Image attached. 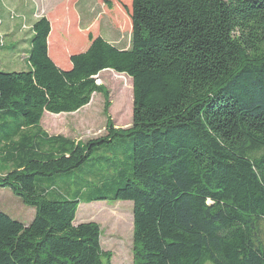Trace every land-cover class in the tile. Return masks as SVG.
Instances as JSON below:
<instances>
[{
  "label": "trees",
  "instance_id": "trees-1",
  "mask_svg": "<svg viewBox=\"0 0 264 264\" xmlns=\"http://www.w3.org/2000/svg\"><path fill=\"white\" fill-rule=\"evenodd\" d=\"M118 2L129 48L67 27L62 3L30 30L28 71L0 70V187L35 209L0 211V264H111L100 225L76 223L97 201L133 202V264H264V0ZM104 70L132 78L130 127L86 142L41 127L107 94ZM126 137L127 158L99 152ZM92 160L98 185L62 195L54 175Z\"/></svg>",
  "mask_w": 264,
  "mask_h": 264
},
{
  "label": "rangeland",
  "instance_id": "rangeland-1",
  "mask_svg": "<svg viewBox=\"0 0 264 264\" xmlns=\"http://www.w3.org/2000/svg\"><path fill=\"white\" fill-rule=\"evenodd\" d=\"M38 5L35 16L49 14L52 7L48 6V0H23ZM53 5L58 0H49ZM64 2L65 0H59ZM45 3V5H44ZM75 18L67 11V27L76 25L75 30L84 34L89 28L96 26L97 32L103 33L105 37L111 38L121 48H129L131 43V32L124 25L117 24L114 17V9L121 8L118 0H73ZM110 5H112L110 7ZM1 6V5H0ZM40 6V7H39ZM2 7L0 9V41L6 45L10 35H5V19L13 24L12 29L19 25V30L29 29L27 17L20 8ZM21 12V13H20ZM80 19L82 21H80ZM27 28V29H26ZM11 29V31H12ZM72 32V30L70 29ZM29 31H27V34ZM25 34V33H23ZM9 38H6L8 37ZM13 39V38H11ZM12 49H3L0 55V69L5 72L28 71L29 66L24 56L11 53ZM100 85L107 90V94L95 93L91 102L73 113L51 114L45 113L41 127L51 135H62L64 137L86 142L107 134L106 125L108 119L117 128H128L133 122L132 78L123 73L113 70H104L96 77ZM108 158L128 157L132 152V141L130 137L116 139L111 151L100 150ZM97 152L94 157H97ZM0 167H5L0 158ZM102 164L98 161L85 163L80 169L54 175V184L62 195L70 198L84 199L100 180ZM117 209L127 212L131 218L134 212L132 201H97L93 203L82 202L77 212L78 223L93 221L100 225L102 235L101 244L104 251L112 254L111 264H133V224L117 226V220L111 219L113 215L109 212ZM0 211L10 215L13 219L23 223H30L35 216V209L25 205L10 188L0 187ZM131 220V219H130ZM131 223V222H130Z\"/></svg>",
  "mask_w": 264,
  "mask_h": 264
},
{
  "label": "crops",
  "instance_id": "crops-1",
  "mask_svg": "<svg viewBox=\"0 0 264 264\" xmlns=\"http://www.w3.org/2000/svg\"><path fill=\"white\" fill-rule=\"evenodd\" d=\"M70 1L71 0H65L64 2L63 1L60 2L58 0L56 3H54L52 5L51 4L52 2H50L48 0V3H47L48 6L50 5V7H52L50 12H49V14H43V15L37 17V16H35V11H36L38 5H36L34 3V1L30 3V2H24L23 0H0V5L2 7L9 8L8 6H10V7H14L13 9L20 8L22 10L24 16L27 17V22H28V27H29L28 30L23 31V32H22V29L19 30V25H16L12 29L11 27H12L13 24L10 22L9 18H8V20L4 18V20H5V25H4L5 29H4L3 33L5 35H10V40H8L9 42L6 43V45H4V48H2L0 50V55H1L2 51H3V49H6V50L7 49H12L13 51L11 53L19 54V56H21V57L22 56L27 57L28 50L30 48L29 44H28V39L31 37L32 33L30 34V30L33 28V25L43 16L50 17L52 12L57 9V6L62 4V3H65L66 12L69 11V13H70L71 8H72V10H74V8H75V4H73V2L70 4ZM44 5H45V3H44ZM1 6H0V9H1ZM76 20H78V17H76ZM80 21H82V20L80 19ZM11 29H12V31H11ZM27 31H29L28 34H27ZM23 33H25V34H23ZM98 34L102 35L107 41H109L113 45L117 46L111 38H108L110 36L105 37L103 33H99V32H98ZM6 38H9V36L6 37ZM11 38H13V39H11ZM117 47L121 48L119 46H117ZM64 49H65V51L67 53H69L70 49H69L68 44H65ZM121 49H126V48H121ZM76 223L78 224V222H76Z\"/></svg>",
  "mask_w": 264,
  "mask_h": 264
},
{
  "label": "bare ground",
  "instance_id": "bare-ground-1",
  "mask_svg": "<svg viewBox=\"0 0 264 264\" xmlns=\"http://www.w3.org/2000/svg\"><path fill=\"white\" fill-rule=\"evenodd\" d=\"M113 217H111V219H115L117 220V226L121 225V224H126V226H130V224L132 225L133 224V218H134V213L133 215L131 214V218L130 216L127 214V212H121V211H118L117 209H112L111 211H109ZM131 219V220H130ZM131 222V223H130Z\"/></svg>",
  "mask_w": 264,
  "mask_h": 264
}]
</instances>
